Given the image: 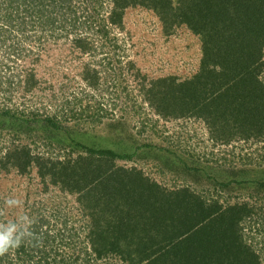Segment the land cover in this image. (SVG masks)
Wrapping results in <instances>:
<instances>
[{
  "label": "trees",
  "instance_id": "16d2710c",
  "mask_svg": "<svg viewBox=\"0 0 264 264\" xmlns=\"http://www.w3.org/2000/svg\"><path fill=\"white\" fill-rule=\"evenodd\" d=\"M74 1L0 0V73L6 74H0V92L38 89V69L19 70L18 61L31 56L37 62L49 55L45 39L63 36L65 29L68 34L87 31L113 45L111 52L121 62L128 44L115 31L124 32L127 10L141 5L156 12L166 34L187 26L202 42L200 69L193 77L150 81L149 99L158 115L166 120L202 118L216 142L224 145L264 139V0H106L112 3L106 16L105 0ZM32 43L37 45L30 48ZM73 43L81 54L92 45L81 38ZM130 62L121 68L134 73L136 66ZM116 70L122 77L121 69ZM82 77L99 88L98 69L84 64ZM59 83L41 86L49 90L42 101L51 98L45 104L50 112L23 111L28 114L23 117L9 114L12 109L6 107L0 110V128L22 129L30 138L35 133V143L42 138L63 155L35 153L31 144L16 141L5 153L0 149V172L29 174L38 169L44 189L56 186L72 196L84 219L80 223L62 211L49 218L40 215L33 231L42 243L10 249L0 256V264H113L109 255L119 264H264L256 237L253 242L247 235L254 217L264 218V201L260 207L238 201L223 205L189 188L168 189L136 167L120 165L134 154L123 153L119 146L82 142L87 133L79 128V120L93 121L100 115L83 104L82 97L59 104L65 91ZM259 187L264 188V182ZM51 224L60 226L55 231Z\"/></svg>",
  "mask_w": 264,
  "mask_h": 264
},
{
  "label": "rangeland",
  "instance_id": "374dc122",
  "mask_svg": "<svg viewBox=\"0 0 264 264\" xmlns=\"http://www.w3.org/2000/svg\"><path fill=\"white\" fill-rule=\"evenodd\" d=\"M80 2L81 0H75L74 5H79ZM111 5V1H106L102 8L105 16L109 15ZM125 22L124 32L115 31L121 39H127L126 56H119L118 59L122 63L117 61V57L114 58L111 52L113 45L110 47L109 43L98 41L94 35L89 36L87 31L78 30L68 34L65 29L63 36H46L48 40L45 39L44 47L49 55H42L37 62L31 56L18 61L19 70L23 67H36L42 83L38 85V89L29 93L19 90L15 94L10 89H3L0 92V110L8 107L12 109L9 114H20L23 117L28 116L25 113L37 109H43L41 113L50 112V106L45 104L51 98L42 101L49 90L43 88L49 82L58 80L65 86L63 95L57 99L58 103L74 99L75 96L82 97V103L88 104L93 112L100 115L93 121L89 117L79 120V128L87 133V138L82 142L91 144L95 141L100 147L119 146L123 153L134 154L132 159L118 163L128 168L136 167L168 189L189 188L206 199H218L223 205L238 201L263 206L261 201H264V188L259 185L264 182V139H250L225 145L217 143L202 118L191 115L166 120L158 115L150 103L147 87L151 80L167 76L185 80L199 71L202 57L201 38L187 26L166 34L156 12L141 5L131 6L127 10ZM76 38L89 40L92 44L90 49L82 54L77 52L73 43ZM35 45L37 44L32 43L30 48ZM37 51L41 53V50ZM75 53L81 57L74 56ZM3 56L4 53L0 52V57ZM130 61L136 66L134 73H127V69L124 71L121 68ZM262 61L264 63V53ZM84 64L98 69L101 82L97 90L82 77ZM115 67L121 69L122 77L116 73ZM261 73L264 80V65ZM18 111L20 112L17 113ZM28 135L22 129L0 128L2 153L12 143L23 141L31 144L35 153L53 157L63 155L61 150L42 138L35 143L37 134L32 133L34 138ZM0 194L1 221L14 218L21 212H27L35 218L40 215H47L49 218L58 211L69 212L80 223L84 219L83 210L72 196H69L70 199L56 186L44 189L38 169L29 174L0 172ZM10 195H16L23 200V209H8L4 206L5 198ZM52 224L46 227L56 231L60 226ZM250 226L252 228L249 227L247 235L253 242L256 237L258 248L264 251V218L259 219L256 215ZM109 259L113 264L120 262L113 255H109Z\"/></svg>",
  "mask_w": 264,
  "mask_h": 264
},
{
  "label": "clouds",
  "instance_id": "9594fccd",
  "mask_svg": "<svg viewBox=\"0 0 264 264\" xmlns=\"http://www.w3.org/2000/svg\"><path fill=\"white\" fill-rule=\"evenodd\" d=\"M4 206L8 209H23L24 202L16 195L5 198ZM36 218L27 212H21L14 218L0 221V256L10 249L19 248L23 243L39 245L42 238L33 231Z\"/></svg>",
  "mask_w": 264,
  "mask_h": 264
}]
</instances>
